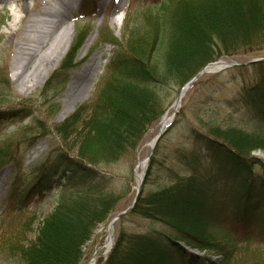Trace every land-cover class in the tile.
Here are the masks:
<instances>
[{"label": "trees", "instance_id": "1", "mask_svg": "<svg viewBox=\"0 0 264 264\" xmlns=\"http://www.w3.org/2000/svg\"><path fill=\"white\" fill-rule=\"evenodd\" d=\"M157 20L147 36L140 27L143 19L124 35L123 47L113 44L94 98L55 126L60 146H52L25 189L23 180L9 187V215L0 218L5 256L21 264H80L94 225L110 217L124 190L116 188L106 165L133 153L162 117L159 83L183 85L210 61L240 47L264 45V0H162ZM84 35L78 31L46 84L57 80V73L66 77ZM251 65L257 81L244 84L240 98L226 101L242 111L249 127L208 107L205 111L217 118L200 119V129L189 125L187 145H179L169 157L172 162L162 168L168 183L145 193L147 175L130 211L164 229L121 232L104 264H264V161L251 155L255 149L264 153V60ZM20 117L16 109L4 110L0 124ZM163 137L149 158L148 173ZM74 145L76 154L70 153ZM2 154L6 159L0 157V168L10 166L8 153ZM55 188L62 189L61 198L51 212L39 216L37 207ZM31 204L34 211L28 209ZM228 216L230 222L220 227ZM185 246L217 250L221 257L196 255Z\"/></svg>", "mask_w": 264, "mask_h": 264}, {"label": "rangeland", "instance_id": "2", "mask_svg": "<svg viewBox=\"0 0 264 264\" xmlns=\"http://www.w3.org/2000/svg\"><path fill=\"white\" fill-rule=\"evenodd\" d=\"M21 1H0V112L16 109L22 116L0 124V152L8 153L9 157L6 162L10 165L0 168V218L9 215V205L6 203L9 187L13 183L17 185L20 180H23L24 184L21 189H25L26 185L34 179L33 170L42 164L52 146H60L61 139L55 131V126L94 98L93 96L99 88L102 72L107 65L112 50L115 49L113 44L123 47L125 43L124 35L127 36L129 30L133 27L140 26L143 19L144 26L141 25L140 27L142 35L147 36L150 28L158 25L157 10L162 2V0H121V2L120 0H77L76 4H71L70 7L62 10V12L68 14L65 23L67 28L71 30L70 45L66 51L73 45L78 31L83 29L85 32L72 67L66 73L64 72L66 77H60L57 73L58 75L55 78L57 80L53 81L51 85L46 84L50 80L51 74L60 67L66 56L65 52L54 68L48 72L43 82L36 80L34 85L23 91L19 87L20 81L15 78L16 66L22 61L19 47H17L18 35L22 29H19L20 33L18 32L15 36H10L8 25L14 17L12 14L14 8H16L17 14H23L19 10L22 4ZM36 1L26 0L30 6L35 5ZM57 2L55 1L49 10H55L57 5L59 6ZM118 4H121L122 8L117 10ZM145 10L150 12L145 13L147 12ZM86 44V48L83 49ZM46 48L47 46L41 47L39 52L43 53ZM153 55L155 59L160 56L159 52H154ZM151 56L152 53L150 54V60H153ZM261 57H264V45L260 48L252 47V49L240 47L234 53L225 56V58H220L228 63H234L233 65L218 69H210L212 67L210 66L208 70L200 73L192 81L184 92L185 95L178 102L176 112L170 116L169 122L161 134L164 135V139L155 158L157 163L155 161L151 167V172L148 173L150 157L143 167L142 164L151 151L150 143L159 131L163 118L172 113L174 101L182 86L171 80L159 83L158 93L162 98V105L165 107L162 117L156 125H152L147 129L133 153L125 155L114 165H106L107 172L115 179L116 188L120 190L124 186V190L120 191V198L115 209L109 215L110 217L94 225L92 234L82 246L83 256L80 264H87L91 258L95 259L94 264H104L108 255L114 249L115 242L118 241V235L121 232L123 235H129V233L146 232L151 229H164L162 224L157 223L152 218L149 219L128 212V214H124L114 221L113 241L108 252H105L102 248L107 240V224L115 217L117 212L127 208L136 194L138 174L141 175L144 172V181L149 175L148 180L145 182V193L168 183L166 181V171L162 168H166L172 162L169 157L173 155L174 150L179 145H187L189 125L198 126L197 128L200 129V119L205 121L210 118H217L215 114H208V111H205L208 107L212 106L213 109L210 110L219 113L220 117L233 116L234 121L238 123L237 125L249 127L250 122L242 111L236 110L232 106L229 107L226 101L240 98L243 85H250L257 81L259 75L251 65L256 61L251 63L249 61ZM35 61H37L36 56L28 63L27 67L31 69ZM88 65L91 66V69L98 66L93 85L94 89L88 99L73 104L75 91L72 86L77 83L78 74ZM241 65L245 66L244 70L240 67ZM86 76L87 80L89 76ZM37 79L39 78L37 77ZM2 153H0V157H3L5 161L6 158ZM70 153H77L75 145L70 149ZM251 155L258 156L264 161V153L259 149H255L251 152ZM166 160L168 161L165 163ZM143 180L142 185L144 186ZM61 191V188H55L42 200L40 207H37L39 216H43L54 209L53 207L61 198ZM28 209L34 211L33 204ZM228 220L227 218L223 226L228 223ZM37 223L38 219L31 223V231L28 233L29 238L35 234ZM194 251L201 256H204L203 253L208 252L207 254L214 260L221 257L217 250L204 251L195 248ZM3 253L7 252L1 249L0 264H21L17 258L5 256ZM261 257L264 258V255Z\"/></svg>", "mask_w": 264, "mask_h": 264}, {"label": "bare ground", "instance_id": "3", "mask_svg": "<svg viewBox=\"0 0 264 264\" xmlns=\"http://www.w3.org/2000/svg\"><path fill=\"white\" fill-rule=\"evenodd\" d=\"M38 1L39 0L36 1L35 5L33 4L30 6L26 0H22L19 10L20 12L22 11L23 14H17V10L14 8L12 12L14 17L8 24L10 36H15L19 32V29H22L17 39V47H19L22 61L16 66L15 78L20 81L19 87L23 91L30 88L31 85H34L36 80L43 82L48 72L54 68L56 63L66 52V49L70 45L71 30L67 28L65 23L68 19V14L62 12V10L78 2L77 0H40V3ZM53 1H58L57 4H59V6L57 5L55 10H49V8L53 6ZM121 8L122 5L118 4L117 10ZM44 46H47L45 51L43 53L39 52L40 48ZM86 46L87 44L83 46V49H85ZM35 56L37 57V61H35L34 66L29 69L27 65ZM224 65L223 63H218L211 68L217 69V67H223ZM97 68L98 66L91 69V66L88 65L78 74L79 78L77 83L72 86L74 87L72 89L75 91V98L72 100L73 104L88 99L90 93L94 89L93 85L96 79ZM86 75L89 76L87 80ZM37 77L39 79H37ZM83 81L85 82L82 83ZM169 119L170 117L168 115L163 118L161 122L162 128H166ZM143 165L144 163L142 167ZM138 177L140 178V174H138ZM112 226L113 224H109L107 240L102 245L105 252H108L112 245ZM94 263L95 259L91 258L87 264Z\"/></svg>", "mask_w": 264, "mask_h": 264}, {"label": "water", "instance_id": "4", "mask_svg": "<svg viewBox=\"0 0 264 264\" xmlns=\"http://www.w3.org/2000/svg\"><path fill=\"white\" fill-rule=\"evenodd\" d=\"M264 57H261V58H256V59H251V61H249V63H251V62H253V61H260V60H262ZM218 63H223V64H225L224 65V67L225 66H229V65H233L234 63H226L225 61H223V60H218V61H216V62H208V64L207 65H205V66H203V67H201L198 71H197V73L195 74V75H193L191 78H189L188 80H187V82L181 87V89L179 90V92L177 93L178 95H177V98L175 99V101H174V108H173V112L170 114V116H172V114H174L175 112H176V110H177V106L179 105L178 104V102L180 101V99H181V97L184 95V90L185 89H187V87L191 84V81H193L195 78H197V76L200 74V73H202V72H204L205 70H208L209 69V66H213V65H217ZM220 67V66H219ZM164 131V128H162L161 126H160V129H159V131L157 132V134L155 135V137H154V139L152 140V142H151V151L149 152V154L147 155V157L144 159V161H143V163L144 164H146V162H147V159L149 158V156L153 153V151H154V147H155V145H156V143H157V140L159 139L158 137L162 134V132ZM143 176H144V172L140 175V178L138 177V179H137V187H136V194H135V196H134V198L132 199V201H131V203L127 206V208H125V209H123V210H121V211H119V212H117V214L115 215V217H113L110 221H109V223H108V225H107V229L109 230V224H113L114 223V221L115 220H117V218H119V217H121L122 215H124V214H127L129 211H131L132 210V208L134 207V203L136 202V200H137V198H138V195H139V191H140V189H141V185H142V180H143ZM108 236V235H107ZM111 236H112V234H111ZM107 238V237H106Z\"/></svg>", "mask_w": 264, "mask_h": 264}]
</instances>
